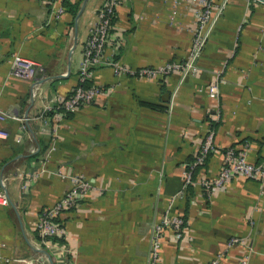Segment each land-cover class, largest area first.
Returning a JSON list of instances; mask_svg holds the SVG:
<instances>
[{
  "label": "crops",
  "instance_id": "crops-1",
  "mask_svg": "<svg viewBox=\"0 0 264 264\" xmlns=\"http://www.w3.org/2000/svg\"><path fill=\"white\" fill-rule=\"evenodd\" d=\"M102 2L62 0L64 12L51 20L42 0H0V110L23 118L0 121L8 132L0 138V188L9 199L0 206V254L36 264H49L46 254L53 264H145L151 226L167 211L182 218V232L174 238L164 229L159 264H207L215 256L217 264L244 257L246 264H264V0L224 1L196 74L144 78L97 67L88 81L100 92L60 115L55 99L76 84ZM193 8L183 0H118L106 52L130 69L183 60ZM12 52L38 63L33 78L9 75ZM214 81L217 93L209 96ZM210 130L213 149L183 187ZM227 147L263 165L262 175L234 176L205 192L198 180L217 174ZM57 170L90 187L60 215L63 236L42 248L37 215L70 186ZM231 237L239 242L228 246Z\"/></svg>",
  "mask_w": 264,
  "mask_h": 264
},
{
  "label": "built area",
  "instance_id": "built-area-1",
  "mask_svg": "<svg viewBox=\"0 0 264 264\" xmlns=\"http://www.w3.org/2000/svg\"><path fill=\"white\" fill-rule=\"evenodd\" d=\"M46 4L47 14L49 19L57 20L64 12L62 0H42ZM193 4V18L194 24L192 28V37L190 45L185 58L181 61H170L155 67H140L137 69H130L120 65L111 53L106 50L111 47V30L113 26V18L115 15V8L118 0H103L95 11V19L91 24L88 36L83 44L81 52V60L76 74V84L72 87L70 93L65 97H57L54 103V109L60 114L75 112L81 105L89 104L93 101L94 97L100 92L98 86H86L85 82L91 78L92 72L95 68L101 66H108L116 75L120 74H133L138 77L144 78H157L159 76H166L171 72L179 73L180 78L188 75H194L198 71L196 59L198 58L202 47L204 46L209 33L217 19L218 13L223 7L224 1L221 4H214L213 0H183ZM172 14L174 11L171 12ZM9 70L11 76L18 78H33L39 69L38 63L34 60L21 56L18 53H10L8 55ZM217 81L209 84L206 88L207 95H215L217 93ZM49 105H43V110H48ZM6 117L21 121L23 118L16 115H11L7 112L0 110V121ZM212 130L208 131L202 139L199 146L198 153L194 159L187 166L184 172L183 187L190 181V173L193 168L202 162L205 155L213 149L212 146ZM8 132L0 127V138L6 139ZM53 139V137H52ZM54 148V143L46 151L47 157L49 151ZM44 167L39 172L43 171ZM263 165L249 163L245 159V153L242 150L227 147L223 152L222 165L217 174L212 178H201L198 184L205 192L212 189L220 190L224 187L227 180L234 176H242L245 178H259L262 175ZM56 173L62 177L67 178L70 186L64 191L62 196L54 201L49 206L42 208L36 218L34 229L38 237V243L45 248L52 245V238H60L63 236V229L60 222L55 219L75 205L76 198L82 195L89 189V182L75 174H64L62 171L57 170ZM38 174H30L36 177ZM182 189L176 195H180ZM171 199V200H172ZM9 202L7 193L4 189L0 188V206H5ZM170 205V203H169ZM183 220L180 216L168 215L167 211L164 212L162 217L153 222L149 235V247L145 264H159V250L161 246L162 233L165 228L172 231L174 238H179L182 232ZM239 242L237 237L228 239L227 245ZM63 243L61 248L64 249ZM5 247V243L0 240V250ZM218 257L215 256L207 264H217ZM17 262L19 264H34L33 260L21 257H5L0 254V263ZM239 264H246V257L239 261Z\"/></svg>",
  "mask_w": 264,
  "mask_h": 264
},
{
  "label": "trees",
  "instance_id": "trees-1",
  "mask_svg": "<svg viewBox=\"0 0 264 264\" xmlns=\"http://www.w3.org/2000/svg\"><path fill=\"white\" fill-rule=\"evenodd\" d=\"M69 7H70V6H69ZM65 8H67V9L70 10V8H68L67 5H65ZM70 12H71V14H74V13H75V9H71ZM85 85H86V86H90L91 84L89 83V81H86V82H85ZM206 156H207V154L205 155V157L203 158L202 161H204V159L206 158ZM200 164H201V163H200ZM197 165H198V164H197ZM197 165H196V166H197ZM196 166H195V167H196ZM195 167H194V168H195ZM194 168H193V170H194ZM193 170H192V171H193ZM55 221H56V222H59V218L55 219ZM55 238H56V237H53L52 239L54 240Z\"/></svg>",
  "mask_w": 264,
  "mask_h": 264
},
{
  "label": "water",
  "instance_id": "water-1",
  "mask_svg": "<svg viewBox=\"0 0 264 264\" xmlns=\"http://www.w3.org/2000/svg\"><path fill=\"white\" fill-rule=\"evenodd\" d=\"M81 11V8L77 11V13L75 14V19L77 18V16H78V14H79V12ZM46 257H47V259H48V263L49 264H53L52 263V261L50 260V258L47 256V254H46Z\"/></svg>",
  "mask_w": 264,
  "mask_h": 264
},
{
  "label": "rangeland",
  "instance_id": "rangeland-1",
  "mask_svg": "<svg viewBox=\"0 0 264 264\" xmlns=\"http://www.w3.org/2000/svg\"><path fill=\"white\" fill-rule=\"evenodd\" d=\"M39 246L42 247V248H45V247H43V246L40 245V244H39ZM64 251H65V250H64ZM43 257H44V256H43ZM32 260H33V263L36 264V262L34 261V259H32ZM43 261H45V260H43ZM45 264H46V263H45Z\"/></svg>",
  "mask_w": 264,
  "mask_h": 264
}]
</instances>
